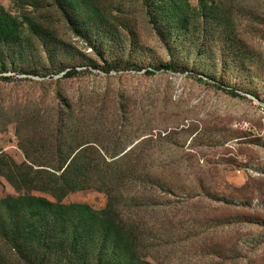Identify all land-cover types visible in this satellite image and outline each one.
<instances>
[{
    "label": "rangeland",
    "instance_id": "1",
    "mask_svg": "<svg viewBox=\"0 0 264 264\" xmlns=\"http://www.w3.org/2000/svg\"><path fill=\"white\" fill-rule=\"evenodd\" d=\"M8 198L90 211L0 264H264V0H0Z\"/></svg>",
    "mask_w": 264,
    "mask_h": 264
},
{
    "label": "trees",
    "instance_id": "2",
    "mask_svg": "<svg viewBox=\"0 0 264 264\" xmlns=\"http://www.w3.org/2000/svg\"><path fill=\"white\" fill-rule=\"evenodd\" d=\"M156 70H169V71L172 70L173 71L175 70V68L173 67L171 63H166L156 68ZM149 74H152V72H149ZM71 75L72 74H67L68 77ZM199 81H202V80H199ZM225 91L233 97H241L235 91H232V90L230 91L226 89ZM28 200H30L31 202H28ZM27 204L29 207L27 206ZM7 205H9L12 208H18L19 211L20 209L23 210V207H25L26 212L30 214L33 219L37 220V224H41V226H39L38 231L42 232L40 236L43 240L53 239L54 236L52 232L58 230L59 228L61 229L63 227L64 216H66L62 214L63 210L64 211L68 210L69 212L82 211L85 214H88L90 211V208L87 206L68 207V206L56 205V204H52L49 202H45L37 198H27V199L8 198L0 202V210ZM44 246H51V244L46 243Z\"/></svg>",
    "mask_w": 264,
    "mask_h": 264
}]
</instances>
